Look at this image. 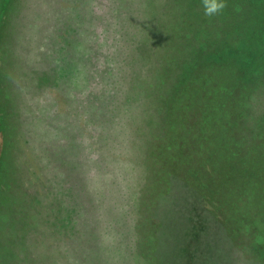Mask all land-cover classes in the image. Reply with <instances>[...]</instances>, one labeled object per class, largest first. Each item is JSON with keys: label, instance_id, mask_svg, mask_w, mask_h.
I'll use <instances>...</instances> for the list:
<instances>
[{"label": "rangeland", "instance_id": "rangeland-1", "mask_svg": "<svg viewBox=\"0 0 264 264\" xmlns=\"http://www.w3.org/2000/svg\"><path fill=\"white\" fill-rule=\"evenodd\" d=\"M121 2L14 0L11 14L13 25L7 27L4 23L0 24V213L7 214L13 205L14 213L18 212L25 203L32 205L29 214L34 221L37 219L39 222L31 224V239L26 237L19 242L11 241L14 248L10 245V251L7 249V241L0 237V264H16L17 256L26 258L23 264H106L105 261H94L91 254L79 249L76 229L55 223L50 214L49 208L57 199L54 192L60 190L62 175L59 170L71 173L74 164L80 163H83V167L72 172L73 175L77 172L80 183L85 179L86 194L91 193L94 186L91 177H106L112 173L117 176L111 180V188L115 201L113 209L118 214L120 225V228H116L118 233L115 242L119 253L113 255L117 260L109 264H166L167 254L162 253L159 258L148 254V247L155 242L149 237L148 220H143L148 193L143 197L142 190L149 147L144 144H151L149 128L152 130L150 126L156 123L150 119L151 112H161L162 116L164 111L167 112L168 104L162 94H157L156 100H152L155 105L152 110L139 98L133 99L135 101L128 103L129 106L120 104L119 92L114 87L121 80L119 72L122 59L133 53L132 50H126L128 43L123 41L129 37L125 36L129 28L122 16L118 15L125 11L119 7ZM138 3L132 7H138ZM245 8L250 14L261 11L264 16V3L253 6L250 2ZM153 11L158 14L160 9L156 6ZM162 12L164 19L169 21L173 7L163 8ZM9 17H4V21H9ZM239 20L235 19L236 23ZM258 26L264 29V18L258 22ZM252 32L250 29L249 33ZM135 34L134 31L133 36ZM256 38L262 43V37ZM235 39L236 43L232 41L228 44L223 35L219 42L212 39L211 34L208 37L202 35L194 43L205 44V48H197L196 51L195 46L191 45L192 52L186 56L182 70L188 67L195 78H204L205 75L217 74L225 68H235L237 65L234 66V61L218 64L219 60L228 56L225 47L228 45L235 47L239 58L250 52L256 58L264 57V51L258 43H254L256 39L251 40L249 37V40L241 41L238 36ZM58 42L63 46H59ZM248 44L253 48L246 46ZM3 45L5 52L2 50ZM51 46L62 57L57 65L54 62L52 70L49 69L52 62L46 57ZM179 48L176 53H182L180 51L183 50L178 51ZM93 53L94 65L90 69L89 62L92 61ZM41 57L44 62L40 61ZM68 59L73 66L71 70V66L66 63ZM44 68L50 70V74H43ZM97 68H100L99 72ZM81 69L89 72L88 88L84 82L86 75ZM53 75L54 79H50ZM245 76L244 80H241L239 74L238 79L233 78V83L249 82L253 88L246 100L241 97L245 126L243 144H260V150L255 152L256 157L251 160L250 170L236 166L233 174L231 164L228 165L230 159L223 155L224 147H228L223 134L219 138L222 145L215 155L217 170L212 171L211 162L205 161V152L200 155V159H195L190 150L181 153L180 158L185 160V164L182 160L179 163L175 161L172 168L180 174L179 178L189 180L191 187L199 186V191L203 195L207 194V202H199L198 210L199 207L207 208L214 216V222L205 229L202 226H194V229L189 227L197 234V239L191 241L190 247L195 253H187L185 260L178 257L172 259L171 264H264V229L258 222V219H262L258 208L264 207V178L255 179L256 172L252 170L253 163H264V74L259 87L251 71L245 73ZM216 82L220 83L218 80ZM195 86L193 84L189 88ZM100 90L108 93L109 90H116V94H106L103 101L99 97L97 100V96L90 98L84 95L85 92ZM201 97L204 94L197 99ZM236 117L233 113L228 119L234 125L233 134L238 131L235 123L240 122L235 120ZM137 123L142 127L138 128ZM155 128L154 132L160 135L163 126ZM257 132L259 135L256 136ZM218 133L222 132L218 130ZM232 142L238 144L234 137ZM153 151L155 156L161 157L160 151ZM244 153L248 154V151ZM95 155L100 159L99 165L90 163V157ZM237 162L235 157L233 163ZM59 164L61 167L57 168ZM226 177L233 179L231 181ZM210 178L219 179L220 182L223 179L224 183L222 186L215 185L214 191L212 187L206 188ZM250 180L257 183L255 187H252ZM9 193L12 196L10 204H7L2 199L10 196ZM101 199H106V196L102 195ZM179 201L182 211L169 217L175 222H180L185 212L184 197L180 196ZM39 209L43 210L42 214ZM261 214L264 217V208ZM204 217L203 214L201 218ZM7 223L0 218V228L3 229ZM164 242H167V238ZM168 244L172 254L175 248H179L176 240ZM140 248H144L141 252L145 254H140ZM171 258L174 256L171 255Z\"/></svg>", "mask_w": 264, "mask_h": 264}, {"label": "trees", "instance_id": "trees-1", "mask_svg": "<svg viewBox=\"0 0 264 264\" xmlns=\"http://www.w3.org/2000/svg\"><path fill=\"white\" fill-rule=\"evenodd\" d=\"M13 1L0 0V24L4 23V26L7 25V27L13 25L11 16L14 8L12 6ZM138 1H140V4ZM250 2L253 6H257L264 3V0H226L227 7L221 13L211 17L205 15L203 0H158L157 3H155V0H122L121 5H119L125 11L118 15L122 16V19L128 25L127 29L129 28V32L125 34V36L129 37L123 39V41L128 43L126 50L133 51L132 54H128L129 56L122 59V67H120L119 72L121 80L114 87L119 92L117 95L120 104L129 106L128 103L132 102L133 99H141L144 101V105L152 110L155 106L153 101L156 100L157 94H162L166 104H168V110L167 112L164 111L162 116L161 112L159 114L151 112L150 119H153L156 123L150 126L152 130L148 127L149 132H151V144H144L149 147L145 161L146 177L142 190L143 197L145 193H148L145 209H143V220H148L149 237L154 239L155 242L150 248L148 247V254L151 257L154 254L157 258H159V255L161 257L162 253L167 254L166 264H171V260H175L177 257L185 260L187 253L194 254L195 252L190 250L191 241L197 239V234L193 232V229L199 226L205 229L210 226V223L214 222V216L207 208L199 207L198 210L199 202L204 204L207 202L205 200L207 194L203 195L199 191L201 190L199 186H196L198 189L191 187L189 180L186 179V181L179 178L178 175L180 174L172 168L175 161L179 163V160H182L180 158L181 153L190 150L195 159H200V155L205 152V155H203L206 158L205 161L211 162L212 171L214 169L217 170L218 164L215 162V155L222 145L219 142V138L223 134V138H226L228 143V147L223 149V155L225 158L230 159L228 165L231 164V173L233 174L236 166L246 171L250 170L251 160L255 159V152L260 150V144H243L245 141V133H243L245 126L242 113V104L244 105V103H242L241 97L243 96L242 98L246 100L248 93L250 94L251 90H253L252 84L249 82L247 84L243 81V83L235 84L233 83V78H237L239 74L241 80H244L245 73L251 71L258 80V87L261 86L260 82L263 81L262 76L264 74V57L261 59L256 58L250 52L239 58L236 55L235 47L228 45L225 46L228 56L219 60L218 64H229L234 61V66L237 65L235 68H225L217 74L205 75L204 78L203 76L195 78L188 67L182 70L186 56L190 51L192 52L191 45L195 46L196 51L197 48L198 50L205 48V44L196 45L194 43L195 41L198 42L202 35L208 37L211 34V38L218 42L220 36L223 35L228 44H231L232 41L236 43L235 36H238L239 39L241 38V41L249 40L250 37L251 40L256 39L254 43H258L261 50L264 51V29L258 26V22H262L264 16L260 13L261 11L258 13L254 11V13L251 12L250 14L245 8ZM134 3H138L139 6L132 7ZM156 6L160 9L158 14L153 11ZM169 7H173V15H171L169 21H166L162 9ZM4 17H9L10 20L4 21ZM235 19L240 20L236 23ZM250 29L253 30L252 33H249ZM134 31L136 33L135 36H133ZM204 32H210V34H205ZM248 34H252V36ZM256 36L263 38L262 43ZM46 38H48V35ZM58 44L59 46L61 45L59 42ZM176 45L180 46V48L176 47ZM3 46L2 50L5 52V45ZM246 46L249 47L250 44ZM177 48H179L178 51L183 50L180 51L182 53H176ZM250 48L253 47L250 46ZM241 51H243L242 47ZM94 55L95 53L92 54L91 63L89 62L90 69L92 68L91 65H94ZM66 56L68 57L69 55L66 54ZM46 57L52 62L49 64L50 70L62 58L58 56L56 50H53V46L50 47ZM40 61L44 62V58L41 57ZM182 61L183 63H181ZM70 62L71 60L68 59L66 63L71 66L69 68L71 70L73 66ZM45 71V68L42 69L43 74H50ZM81 71L86 75L84 82L87 86L89 72L83 69ZM97 71L99 72L100 68H97ZM50 79H54V75ZM217 80L220 83L216 82ZM32 83H34L33 80ZM193 84H196V86L189 88ZM115 91L111 92L109 90V93L104 90L99 92L90 91L85 92L84 95L90 98L97 96V100H99V97L103 101L107 97L105 96L106 94L114 96L116 94ZM201 94H204V97L197 99ZM233 113L237 115L235 120L240 121L235 123L238 131L234 134V125L228 121L233 116ZM1 124L0 120V128ZM161 126H163V129L159 135L153 129H157L155 127L161 128ZM137 127L140 128L142 126L137 123ZM226 128L231 132L227 131ZM218 130L222 133L219 134ZM257 135H259L258 132L256 133ZM233 137L238 144L232 142ZM153 150L160 151L161 157L155 156L156 153ZM246 150L248 154L244 153ZM97 155L90 157V163L93 162V165H99L100 163ZM235 157L236 161H238L237 163H233ZM183 163L185 164V160ZM262 165H264L262 162L253 163L254 168L252 170L256 172L254 175L255 179L264 178ZM58 167L60 168L61 164ZM82 167L83 163L74 164L73 170H80ZM72 171L67 173L59 170L62 175L60 190L54 192L57 195V199L52 202L49 208L52 211H50L51 216L53 215L54 217L53 221L63 224L62 226L76 229L77 235L75 236L78 239V248L87 254H91L94 261H105L106 264L114 262L117 258L113 255L119 253L115 242L116 234L118 233L116 228H120V225L117 221L118 214L113 209L115 201H113L111 180H115L117 176L112 173L106 177H91L94 181V186L91 189V193L86 194L84 192L85 179L80 183L77 172L73 175ZM226 178L231 181L233 179V177ZM249 182L253 184L252 187L257 184L254 180ZM206 183V188L212 187V190L216 191L215 185L222 186L224 180L222 179L220 182L219 179L210 178ZM84 193L86 194L85 198ZM102 195H105L106 199H101ZM11 196H5L2 200L10 204L9 199ZM180 196L184 197L185 200V212H183L182 220L175 222L172 221L173 218L169 219V217L174 215L175 212L180 213L182 211V205L179 201ZM101 201H105L103 205ZM13 206L7 214L1 215L0 213V218L8 222L3 229L0 228V237L2 240L7 241L8 251L11 250V246L14 248L11 245V241L19 242L21 238L26 237L31 239L29 236L31 224L35 225L38 221L37 219L34 221L29 214V209L32 205L28 206L24 203L22 205L23 209L15 213ZM263 208H258L259 217L262 218L258 219V222L262 224L264 229V217L261 214ZM39 212L42 214L43 210ZM20 213L23 215H20ZM203 214L205 217L202 219ZM167 219H169V225L166 224ZM191 226L193 229L189 228ZM7 233L9 235H6ZM166 238L167 242H164ZM172 240H176L179 245V248L174 249L173 254L172 250L168 249L170 247L168 243H171ZM141 250H144V248H140V252ZM140 254L145 253L141 252ZM171 255L174 258H171ZM46 257L48 259V254ZM23 259L26 258L17 256L15 263L23 264ZM182 264H185V262Z\"/></svg>", "mask_w": 264, "mask_h": 264}, {"label": "clouds", "instance_id": "clouds-1", "mask_svg": "<svg viewBox=\"0 0 264 264\" xmlns=\"http://www.w3.org/2000/svg\"><path fill=\"white\" fill-rule=\"evenodd\" d=\"M206 16H214L221 13L226 7V0H203Z\"/></svg>", "mask_w": 264, "mask_h": 264}]
</instances>
